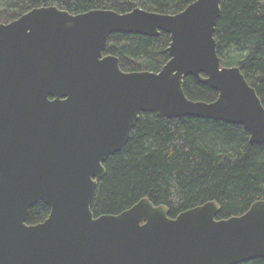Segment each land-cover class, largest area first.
<instances>
[{"label":"water","instance_id":"1","mask_svg":"<svg viewBox=\"0 0 264 264\" xmlns=\"http://www.w3.org/2000/svg\"><path fill=\"white\" fill-rule=\"evenodd\" d=\"M222 0L176 14L135 7L73 14L35 7L0 23V264H241L264 258V199L221 217L209 200L170 216L144 197L117 214L91 204L108 157L142 113L242 125L264 143V104L240 66H224L215 31ZM170 35L159 71H124L105 54L114 33ZM216 90L190 99L185 79ZM52 98V99H51ZM39 201L51 211L27 222Z\"/></svg>","mask_w":264,"mask_h":264},{"label":"trees","instance_id":"2","mask_svg":"<svg viewBox=\"0 0 264 264\" xmlns=\"http://www.w3.org/2000/svg\"><path fill=\"white\" fill-rule=\"evenodd\" d=\"M195 0H0V23H9L35 7L56 5L78 14L92 9L125 13L142 7L178 13ZM215 38L224 66H240L264 104V0H222ZM170 35L114 33L105 54L119 57L124 71H159L170 59ZM192 100L215 101L219 93L195 77L185 79ZM91 208L95 216L117 214L144 197L165 204L171 217L217 201L221 217L246 212L264 199V143H251L237 124L196 117L165 118L142 113L124 148L108 157ZM50 207L39 201L27 222L47 219ZM241 264H264L258 258Z\"/></svg>","mask_w":264,"mask_h":264},{"label":"rangeland","instance_id":"3","mask_svg":"<svg viewBox=\"0 0 264 264\" xmlns=\"http://www.w3.org/2000/svg\"><path fill=\"white\" fill-rule=\"evenodd\" d=\"M193 2H194V1H193ZM193 2H192V3H193ZM190 4H191V3H190ZM190 4H189V5H190ZM187 7H188V6H187ZM187 7H186V8H187ZM186 8H184V9H186ZM184 9H183V10H184ZM147 10H148V9H147ZM183 10H181V11H183ZM150 11H154V10H150ZM181 11H180V12H181ZM154 12H158V11H154ZM160 13H162V12H160ZM174 14H176V13H174Z\"/></svg>","mask_w":264,"mask_h":264},{"label":"flooded vegetation","instance_id":"4","mask_svg":"<svg viewBox=\"0 0 264 264\" xmlns=\"http://www.w3.org/2000/svg\"><path fill=\"white\" fill-rule=\"evenodd\" d=\"M52 99V98H51Z\"/></svg>","mask_w":264,"mask_h":264}]
</instances>
